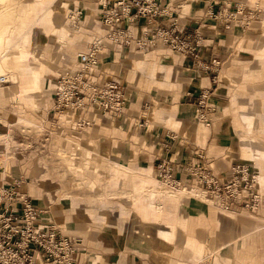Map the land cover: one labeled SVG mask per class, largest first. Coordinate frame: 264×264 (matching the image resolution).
<instances>
[{
  "label": "crops",
  "instance_id": "0c3cea01",
  "mask_svg": "<svg viewBox=\"0 0 264 264\" xmlns=\"http://www.w3.org/2000/svg\"><path fill=\"white\" fill-rule=\"evenodd\" d=\"M230 1L234 5L244 3L242 2L243 0ZM42 2V0H30L27 5H23L20 15H16L19 16L18 27L13 30L11 25L14 24L15 18L11 16H14V10L0 14L4 15L0 19V24L2 22L1 26L4 28L2 31L6 34L3 44L0 45L1 50L9 49L11 42H14L13 47L18 49L15 53H6L8 63L11 58L16 59L20 55L25 56L19 52V49L28 54H33L32 50L29 49V45L34 44L36 46L38 44V41H36L37 30H39L40 34L45 33V38L50 40L57 38L59 41H65V43L74 41L73 37L67 35L68 28L65 26L66 23L71 21L70 24L73 25L74 17L68 12L66 13L67 17H64V20L67 18L66 23L63 20L61 10L66 5L64 1L52 0L47 7L42 5V7H39ZM96 2H99V0H96ZM216 2L217 0H159L162 9L170 15L163 19L161 26H168L173 22L178 30L184 34L189 33L194 36V33H197L201 45L197 48L196 57L178 54L161 44H158L160 46L157 48L158 50L155 49L148 52L150 55L144 59L141 56H146V52L115 51L104 43H100L97 54L100 66L102 63L100 56L105 54V47L111 51L110 53L113 56H122V60L134 58L124 63L119 74L140 87L146 89L158 87L169 90L176 88L177 85L180 86L178 93L174 94L176 96L174 102L171 99H167L165 103L159 104L151 113L156 118L169 121L176 127L183 123L177 131L165 128L163 124L158 122L148 126L147 122L140 119L139 115L137 116L138 112L136 110H129L125 106L124 96L126 91L124 87H122L124 109L121 117L114 121L107 116L95 119L102 125L109 122L118 124L123 129H137L142 132L143 137L147 141L152 140L155 146V153L149 156L150 159L148 158V164L151 167L134 168L129 167L124 161L114 162L115 170L113 176L116 177V180L121 177L123 181L125 180L131 186L136 195L134 197L136 208L145 223L151 224L155 229L154 237L156 241H159L158 243L156 242L157 244L152 243L150 239L138 238L143 230V226L138 220L130 219V222L126 224L117 225L114 216L109 217L104 213L93 210L97 206L91 205L86 198H81L79 191L72 193L71 197L65 196L64 191L59 190V188L56 189L58 184H60L59 181L57 184L53 180L44 179L53 170H48L46 165L40 163V159H35L34 155L36 152L29 150L27 158H22L17 154L15 149L21 141L15 137L13 140L12 138L8 139V153L10 154L11 165L7 173L2 172L0 188L15 183L18 192L29 197L33 205L43 212L44 215L41 221L54 229H58L63 236L76 242V249L80 245L81 240L84 242L81 234L77 232L74 237H69L60 230L61 227L68 223V214L70 212L75 213V211H77L75 213L76 217L84 220L108 221L110 224H108L106 229L110 230L123 244L128 245L132 237L138 239V241L135 239L136 244L134 245V252L137 253L136 255L133 254L137 259L135 264H196L201 262L206 250L213 249H217V251L208 254V256L215 258V264H228L230 263L228 256L232 252L231 246L244 239L246 241L244 240V247L240 251L242 261L247 262L246 264H264V142L259 141L253 146L240 139V137H247L253 133L254 130L251 123L256 121V119L261 125H264V113H261V94H264V88L254 87L252 90L247 89V94H241L237 91L236 88L242 82L255 79L256 70L255 66L252 67V58L245 56L242 52L238 53L243 45L232 40L235 33L233 31L236 29L238 30L236 32H242L239 30L250 25L253 15L252 13L244 15L237 13L236 19L239 18L240 20L231 21L229 28L226 29L225 23L227 22L225 19L212 20L204 17L209 8L219 10L222 13L231 12L217 9ZM83 13L81 12V15ZM34 16L33 22L30 21ZM45 16L49 18V21ZM96 18L102 29L100 17L97 15ZM40 19L46 20L45 25L35 23ZM230 29H232L231 32ZM12 34H14L13 41L11 40ZM23 36L26 38L24 39ZM28 37L30 40L27 42ZM97 41L93 39L86 51L92 45L97 44ZM59 47V44L56 45L55 51L51 52L50 63L63 60L64 55L60 52ZM71 47L67 50L69 56L73 55L74 46L71 45ZM246 49L248 48L246 47ZM255 50L257 53L258 49ZM160 51L177 54L183 59L178 64L173 65V62L168 57L156 55L155 52ZM85 52L76 54L75 65L78 63L79 55ZM255 57L257 61V56L255 55ZM40 62L46 64L45 62ZM29 64L28 58L25 59V65L21 69H17L13 64H10V66L8 64L11 70L9 77L11 78V75L15 76L14 82L17 86L13 90H7V87H0L1 100L11 103H15L17 100H25L28 104L35 106V100L40 96L39 91H41L40 89L43 85L39 84L41 86L36 88L38 86L35 85L37 79L34 80L33 74L29 72ZM100 66L96 68V71L103 75V70ZM246 67L248 68L245 69ZM175 70L178 73H183L184 78L180 83L177 82L179 80L178 76L175 78L177 83L173 81ZM19 71H21V74ZM34 71L36 70L34 69L32 72ZM65 72H67V69H61L58 76L63 75ZM24 78H32L33 83L30 84ZM203 93H205V97L202 99L206 108L205 112L210 118L209 126H205L197 120V104L201 100V94ZM168 96L171 98L173 94ZM246 97L247 100H245ZM252 101L254 105H257V109L253 113H246V109L253 104ZM140 103V105L145 104L147 106L146 104L150 102L142 100ZM144 108L148 109L149 107ZM231 113L238 114L237 120L239 122H237V125L235 124L236 121L226 118V114ZM142 115L148 117V113L145 111H142ZM248 119L251 120L249 129H247L245 123ZM21 120L27 124L33 123L31 118ZM67 120L68 118L65 117L66 124L68 123ZM94 125L86 128L83 131L84 134L93 135L94 133L92 132L98 126L97 124ZM40 126L43 127L42 124ZM150 128L151 131H149ZM59 130L61 128L58 127ZM68 134L69 136H74L73 132L65 126L63 127V132L61 131L59 135L66 136ZM255 134L258 135L257 137L264 138V129L262 132L256 131ZM25 142L22 140V143ZM28 145H32L31 142ZM75 145L80 149L82 148L81 154L83 157L89 158L92 154V150L89 149V143L83 145L84 147L76 143ZM1 146H3V142L0 140ZM194 152L204 157L211 164L214 172L224 178L229 177V168L233 164L241 161L246 162L255 175L254 189L260 199L259 207L254 212L244 211L240 206L222 210L215 205V202L206 193L198 188L192 189V191H179V196H176L177 194L175 193L161 192L159 182L151 177L150 168L156 170V166L161 161L172 164L184 163L193 158ZM58 153L62 155L61 158L63 160H66L65 149H58L55 154L57 155ZM76 154L78 153H71L70 156H76ZM119 155L126 159H132L133 157L129 153ZM69 160H66L68 168L66 170L82 173V167L76 166ZM250 162L254 163L255 168L250 165ZM86 165H88V161ZM103 166L104 164L98 163V165L92 167V170L96 172L97 167L101 168ZM260 173L262 179L260 178ZM128 175H130V178L126 179ZM80 177L82 178V175ZM92 178L89 181L90 186L96 184L95 181L99 179L98 176ZM116 180L115 182L117 183ZM72 181L78 183L79 179ZM260 184L263 185L261 186ZM158 196H163L161 204L156 200ZM209 206L217 211L213 217H208L207 215ZM244 212L255 216L251 217V219H242L240 215L245 214ZM119 214L122 215V212ZM64 216H66V220H62ZM210 221L214 223L215 230L211 227ZM178 233L183 234L181 241ZM208 241L210 242L209 244H207ZM218 242H221V244L218 245ZM91 243L85 249L88 254L89 251H95L94 247L96 245L103 249L106 248L105 245L98 241L93 240ZM173 245L174 247H172ZM222 250L223 252L219 258L214 255ZM114 254L116 253L112 251H99V253L92 254V258L88 260L87 264H109L104 257L111 260L110 257H113ZM163 255H173V258L166 260ZM77 256L76 254L74 259L77 264H81ZM128 260L129 257L128 259L123 257L114 264H130Z\"/></svg>",
  "mask_w": 264,
  "mask_h": 264
},
{
  "label": "rangeland",
  "instance_id": "374dc122",
  "mask_svg": "<svg viewBox=\"0 0 264 264\" xmlns=\"http://www.w3.org/2000/svg\"><path fill=\"white\" fill-rule=\"evenodd\" d=\"M42 1L47 2V4H50L52 2V0ZM63 1L66 4L65 7H63V9L61 10V13H63V20L64 17H67L66 13L68 12L74 17L73 25L70 24L72 21L70 23H66L67 18H65L64 20L66 23L65 26L68 28L67 35L73 37L74 41L71 43H65V41L62 42L57 40L56 37V39L54 38L55 40L43 38L42 34H40V32H38L39 30H37L36 39L38 40L42 36L41 38H43V40L41 42L38 41V44H36V46H34V44L29 45V49L32 50L34 55L31 53L28 54L27 52L19 49V52L24 54L26 58L29 59V72L33 75H37V81L35 85L38 86L36 88H39L41 85H43L40 89L41 91H39L40 96L35 100V106L28 104L25 100H17L15 103H11L7 102L6 100L0 99V140L1 142H3V146L0 147V178H2L3 176L2 172L7 173L11 165V159L9 158L10 154L8 153V139L12 138L13 140L14 137L18 138L21 142L15 149L17 154L22 158H27L29 150L36 152V154L34 155L35 159H40V163L42 165H46V168L48 170H53L48 174V176H45L44 179H48L49 181L53 180L54 183H57L59 181L60 184L57 183L58 186L56 187V189L59 188V190L64 191L65 196L71 197L72 193L79 191L81 198H86L87 200H89L91 205L97 206V208H94L93 210L99 213H104L109 217L114 216L117 225H122L124 223L126 224L130 222V219L138 220L143 226V230L140 233L141 235L138 236V238L145 240L150 239L152 243L157 244L159 241H156L154 237L155 229L151 224L149 225L145 223L144 219L141 217L136 208V202L134 199L136 195L134 194L131 186H129V184H127L125 180L123 181L121 177H118V179L116 180V177L113 176L115 170V167L113 166L114 162L124 161L127 165H129V167L134 168L149 167L150 164H148V158L153 153H155V146L153 145L152 140L147 141L146 138L143 137L142 132L137 129H123L119 127L118 124H111L109 122L102 125L99 124L100 122L98 120L95 121V124L99 125L97 126L96 130H92V133H94L93 135H87L83 132L81 134H78L76 136V139L71 138L69 134L66 136H60V132L56 130L54 126L50 125V123L54 122L51 116L52 114H50L49 112L52 107V90L55 77L58 76L61 69L75 68L76 54L85 52L86 48L90 46V43L93 39L105 40V33L101 29V26L97 22L96 18L98 10L96 0ZM29 2L30 0H0V14H2L3 12L9 13L14 10V16H11L12 18H15V22H13L14 24L11 25L12 30L18 27L19 16L16 15H20L21 7L23 5H27ZM242 2H244L245 4L240 3L234 5L230 0H219L215 3V5H217V9L219 8L225 11L244 9V12H242L241 15L247 14L245 12H249L250 14L252 13L253 15V20H251V23L247 28H241L239 31L242 32L240 33L236 32L238 31L236 29L235 31H233L235 33L232 39L233 42L237 41L243 45L242 47H240L238 53L242 52L245 56H249L250 58H252V67L255 66V73L257 78L255 77V79H251V81L245 80L239 87L236 88L239 93L247 94V89L252 90L254 87L264 88V0H243ZM81 12H84L83 15H81ZM2 16L4 15H0V19ZM34 18L35 16L31 18L30 21L33 22ZM46 18L49 21V18ZM40 20H37L35 23L45 25L46 20ZM1 24L0 37L4 39L6 34L4 33V31H2L4 28L1 26ZM231 30L232 29H230V32ZM13 39L14 34H12L11 36L12 41ZM1 44H3V42H1L0 45ZM10 44L11 47L9 49L7 48L1 50L2 48L0 47V76H5L8 80L7 84H0V87H7V90H13L17 86V84H15V82L9 77L11 70L7 65L6 53H15L18 49L13 47L14 42H11ZM58 44L60 45V52L62 53V55H64L63 60L55 63H50L51 52H53V50L55 51V47ZM71 45L74 46L73 55L69 56L67 54V50H69V48H72ZM246 47L248 49H246ZM255 49H258L257 53L255 52ZM104 51L105 54L100 56V60L102 62L100 68L103 70L102 73L105 77V80H116L120 83V85H122V87H124L126 91L124 96L125 106L129 110H136L138 112L137 116L139 115L140 119L147 122L148 126H152L153 123L158 122L163 124L165 128L177 131L179 126H182L183 123L176 127L171 122L164 119H158L151 113L158 107L159 104L165 103L167 99H171V101L174 102L176 98L174 94L178 93L180 86L176 84V88H172L169 90L160 89L158 87L152 89L140 87L119 74L121 68L124 66V63L134 58L122 60V56H113L110 53L111 51L106 47L104 48ZM155 53L159 56L168 57L173 62V65L178 64L180 60L183 59L177 54H173L168 51H160ZM148 55H150V53H146V56H141V58L144 59ZM255 55L257 56V61ZM40 61L45 62L47 65L42 64ZM247 68L248 67H246L245 69ZM34 69L36 70V72H32ZM176 76H178L179 78V80L177 81L179 83L184 78L183 73H178L175 70L173 77V81L175 83H177L175 80ZM171 94H173V97L169 98L168 95ZM142 100H148L150 103L146 104L147 106H145V104H142V106L140 105V102ZM245 100H247V97L245 98ZM144 107L149 108L146 109ZM256 109L257 105H254L253 103L250 108L246 109V113H253ZM142 111L147 112L148 117H144L142 115ZM261 113H264V94H261ZM226 116V118H228L229 120H233L234 122L236 121V125L237 122H239L237 120L238 114L236 113L226 114ZM25 118H31L33 120V123L27 124L21 120ZM257 122L258 121L256 119V121H253L251 123L252 129L254 130L253 133L251 135H248L247 137H240L241 141L243 140L246 143L252 144L253 146H255L259 141L262 143L264 142V138L257 137L258 135L255 134L256 131L262 132L264 129V125H261L259 122ZM41 124L43 125V127L40 126ZM149 131H151V128L149 129ZM44 139L48 140L45 141ZM22 140L26 142L22 143ZM29 142H31L32 145H28ZM75 143L82 147H84L83 145H87L88 143L90 144L89 149L92 150V154L89 156V158L82 156V148L80 149L78 146H76V149H73ZM58 149H65L66 160L70 159L69 161L73 164H76V166H81L82 173H80L79 171L75 173L74 171L66 170L68 169L67 161L61 158V154H55ZM71 153L78 154H76V156H70ZM126 153L131 154L133 156L132 159H126L125 157L119 155ZM87 161L88 165H86ZM98 163L104 164V166L101 168L97 167V171L94 172L92 170V167L98 165ZM250 165L254 167L253 162H250ZM150 169L151 177L160 182L165 189H169L162 184L158 176L157 169ZM55 174H57L58 176ZM81 175L82 178L80 177ZM95 176H98L99 179L98 181H95L96 184L90 186L89 181L92 180V177ZM127 178H130V175H128L126 179ZM260 178L262 179L261 173ZM74 179H79L78 183L72 181ZM115 180L117 181V183L115 182ZM260 185L262 186L263 184ZM178 193L180 192H175V194H177L176 196L180 195ZM162 197L158 196L156 198L157 202L160 204L161 202H163ZM76 212L77 211H75V213ZM120 212H122V215L119 214ZM216 212L217 211L214 208L209 206L207 215L208 217H213L214 215H216ZM75 213L70 212L68 214V223L64 227H61L60 230L69 237H74L75 233L77 232L81 234L84 242H82L81 240L80 245L77 246L76 253L78 255L77 258L81 264H87L88 260L92 258V254L99 253V251H112L116 253L113 257H110L111 260H109V258L107 257H104L109 264H114L123 257H126L127 259L129 257L128 261L130 262V264H135L137 259L133 256V254H137L136 252H134L136 238L132 237L128 245L123 244V242H120L110 230L106 229L108 224H110L108 221L100 222L97 219L84 220L83 218L76 217ZM254 216L255 215L248 213L240 215L242 219H251V217ZM65 217L66 216H64V219L62 218V220H66ZM211 227L213 229L215 228L213 222H211ZM134 228L136 227L134 226ZM178 237L181 241L183 238V234L178 233ZM93 240L102 243L106 248L103 249L96 245L94 247L95 251H89L88 254L87 252H85V249L88 248V245L92 244L91 242ZM136 240L138 241V239ZM244 240H239L238 242H236V244L234 243L231 246L232 252L228 256V259L230 261V263L228 264L247 263L242 261L240 253L246 241ZM221 242H218V245H220ZM209 243L210 242L208 241L207 244ZM109 247H111V249H109ZM172 247H174V245ZM216 251L217 249L206 250L201 262H197L196 264H214L215 258L213 256H208V254L214 253ZM207 252L208 254H206ZM222 252L223 250L215 253L214 255L218 256L219 258ZM163 256L166 260H170L171 258H173V255Z\"/></svg>",
  "mask_w": 264,
  "mask_h": 264
},
{
  "label": "built area",
  "instance_id": "2783aa9c",
  "mask_svg": "<svg viewBox=\"0 0 264 264\" xmlns=\"http://www.w3.org/2000/svg\"><path fill=\"white\" fill-rule=\"evenodd\" d=\"M239 12L244 9L229 13L209 9L204 17L230 22ZM169 16L159 0H100L101 22L113 50L148 53L161 44L179 54L196 57L201 45L197 33L184 34L173 22L161 26ZM99 46L100 43L95 44L87 53L80 54L75 69L54 79L49 112L54 122L50 125L56 130L61 128L59 132L66 126L74 139L93 126L96 118L107 116L114 121L123 113L122 86L116 80L103 79L94 67ZM7 83L0 80V84ZM204 97L197 104V120L209 126ZM65 117L69 118L67 124ZM156 167L162 184L169 189L198 188L224 209L240 206L244 211L254 212L258 206L254 175L244 161L233 164L226 178L217 175L211 164L196 152L184 163L161 161ZM75 244L58 229L41 221V212L29 197L18 192L15 183L0 188V264H77Z\"/></svg>",
  "mask_w": 264,
  "mask_h": 264
},
{
  "label": "bare ground",
  "instance_id": "6f19581e",
  "mask_svg": "<svg viewBox=\"0 0 264 264\" xmlns=\"http://www.w3.org/2000/svg\"><path fill=\"white\" fill-rule=\"evenodd\" d=\"M98 4H97V11H98V16L100 17V0H99V2H97ZM47 7V2H42L41 4H39V7ZM209 9H212V8H209ZM236 17H237V14L234 16V17H232L231 18V21H234V20H240L239 18H237L236 19ZM101 19V18H100ZM231 21L230 22H227V23H225V28L226 29H228L229 28V26H230V23H231ZM102 30L104 31V33H105V35H104V37H105V40L104 39H101V40H98L97 41V44L98 43H104V44H106L108 47H110L111 48V46L108 44V42H107V39H106V30H105V28H104V26H103V24H102ZM42 36H43V38H45V36H46V34L44 33V34H42ZM41 36V37H42ZM24 37V39L26 38L25 36H23ZM40 37V39L39 40H36V41H39V42H41L42 40H43V38H41ZM30 39H29V37H28V39H27V42L29 41ZM4 41V39L3 38H1L0 37V43L1 42H3ZM95 45V44H94ZM93 46V45H92ZM91 46V47H92ZM91 47H89L88 49H87V51L85 52V53H87L88 51H89V49L91 48ZM124 50V49H123ZM177 53V52H176ZM179 54V53H178ZM182 55V54H181ZM25 59H26V56H18V57H16V59H13V58H11L10 60H9V63H8V61H7V65L9 64V66H10V64H13L17 69H21L24 65H25ZM78 59H79V57H78ZM78 64V63H77ZM77 64L75 65V68H76V66H77ZM127 65H128V63H127ZM100 65L98 64V59H97V63H96V65L94 66L95 68H97V67H99ZM75 68H73V69H75ZM41 69V68H40ZM73 69H71V68H69V69H67V72H70L71 70H73ZM34 72H36V71H34ZM19 73L21 74V71H19ZM37 75H33V78H34V80H36L37 79V77H36ZM59 77V76H58ZM57 77V78H58ZM102 77H103V79H105V77H104V75H102ZM1 79H4L6 82H8V80H7V78L5 77V76H0V80ZM16 78H15V76H13V75H11V80H15ZM25 79V78H24ZM25 80H27V81H29V83L31 84V83H33V79L32 78H28V79H25ZM107 81V80H106ZM122 86V85H121ZM202 95H204L205 96V93H203V94H201V96ZM69 119V118H68ZM250 119H248V120H246L245 121V123H246V127H247V129H249V127H250ZM69 122V121H68ZM73 145V144H72ZM76 148V145L74 146V148L73 149H75ZM229 170H230V168H229ZM253 172V171H252ZM254 175V174H253ZM255 176V175H254ZM254 180H255V178H254ZM5 186H8V185H5ZM5 186H3V187H5ZM165 186V185H164ZM2 187V188H3ZM159 187H160V189H161V192H165V193H168V194H172V193H175V192H179V191H183V190H186V191H189V190H187V189H183V188H180V189H177V190H172V189H165L162 185H161V183L159 182ZM189 189V188H188ZM255 190V189H254ZM211 200H212V198H210ZM258 201H259V203H258V206H257V208L259 207V204H260V199L258 198ZM35 207V206H34ZM218 207V206H217ZM36 208V207H35ZM218 208H220V207H218ZM256 208V209H257ZM37 209V208H36ZM220 209H222V210H228V209H224V208H220ZM37 210H39V209H37ZM40 212H41V220H42V218H43V212L41 211V210H39ZM208 254V253H207ZM210 258V257H209ZM214 264H215V261H214Z\"/></svg>",
  "mask_w": 264,
  "mask_h": 264
}]
</instances>
